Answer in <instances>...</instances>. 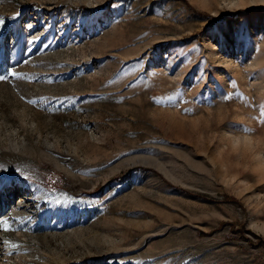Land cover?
Returning a JSON list of instances; mask_svg holds the SVG:
<instances>
[{"label": "rangeland", "instance_id": "374dc122", "mask_svg": "<svg viewBox=\"0 0 264 264\" xmlns=\"http://www.w3.org/2000/svg\"><path fill=\"white\" fill-rule=\"evenodd\" d=\"M0 75V264H264V0H0Z\"/></svg>", "mask_w": 264, "mask_h": 264}, {"label": "bare ground", "instance_id": "6f19581e", "mask_svg": "<svg viewBox=\"0 0 264 264\" xmlns=\"http://www.w3.org/2000/svg\"><path fill=\"white\" fill-rule=\"evenodd\" d=\"M3 184H6V185H7V184H11V182L7 181L6 178L2 177V178H0V185H3ZM42 197H43V193H40V194L38 195V199H41ZM4 241L6 242L7 245L10 246V244H11V239H9V238H5Z\"/></svg>", "mask_w": 264, "mask_h": 264}, {"label": "snow or ice", "instance_id": "6c2138e0", "mask_svg": "<svg viewBox=\"0 0 264 264\" xmlns=\"http://www.w3.org/2000/svg\"><path fill=\"white\" fill-rule=\"evenodd\" d=\"M9 75H17L15 72H10ZM7 79V76L0 75V80H5Z\"/></svg>", "mask_w": 264, "mask_h": 264}, {"label": "trees", "instance_id": "16d2710c", "mask_svg": "<svg viewBox=\"0 0 264 264\" xmlns=\"http://www.w3.org/2000/svg\"><path fill=\"white\" fill-rule=\"evenodd\" d=\"M211 21H215V19H211ZM127 176H128V173L127 174H124L123 176H121L120 178H117V179L118 180H122V179H125Z\"/></svg>", "mask_w": 264, "mask_h": 264}]
</instances>
